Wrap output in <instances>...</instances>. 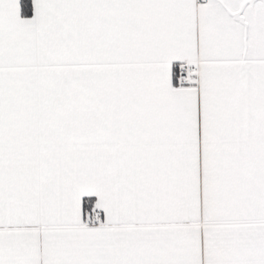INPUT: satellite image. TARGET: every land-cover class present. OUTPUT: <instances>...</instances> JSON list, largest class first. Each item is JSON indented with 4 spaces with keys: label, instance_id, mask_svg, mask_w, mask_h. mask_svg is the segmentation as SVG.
Listing matches in <instances>:
<instances>
[{
    "label": "snow or ice",
    "instance_id": "obj_1",
    "mask_svg": "<svg viewBox=\"0 0 264 264\" xmlns=\"http://www.w3.org/2000/svg\"><path fill=\"white\" fill-rule=\"evenodd\" d=\"M0 264H264V0H0Z\"/></svg>",
    "mask_w": 264,
    "mask_h": 264
}]
</instances>
